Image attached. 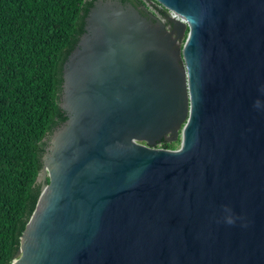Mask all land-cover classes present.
<instances>
[{"label": "water", "instance_id": "obj_1", "mask_svg": "<svg viewBox=\"0 0 264 264\" xmlns=\"http://www.w3.org/2000/svg\"><path fill=\"white\" fill-rule=\"evenodd\" d=\"M151 3L89 10L12 264H264V0Z\"/></svg>", "mask_w": 264, "mask_h": 264}, {"label": "trees", "instance_id": "obj_2", "mask_svg": "<svg viewBox=\"0 0 264 264\" xmlns=\"http://www.w3.org/2000/svg\"><path fill=\"white\" fill-rule=\"evenodd\" d=\"M95 1L0 0V264H12L39 197L42 141L66 120L62 65Z\"/></svg>", "mask_w": 264, "mask_h": 264}, {"label": "flooded vegetation", "instance_id": "obj_3", "mask_svg": "<svg viewBox=\"0 0 264 264\" xmlns=\"http://www.w3.org/2000/svg\"><path fill=\"white\" fill-rule=\"evenodd\" d=\"M122 3L125 5H132L143 17L154 22L162 21L166 23L168 20L169 12L158 6L157 4L151 3V0H124V2ZM150 15L152 16V18L150 17ZM161 143H163V140L156 142L154 148H160Z\"/></svg>", "mask_w": 264, "mask_h": 264}, {"label": "bare ground", "instance_id": "obj_4", "mask_svg": "<svg viewBox=\"0 0 264 264\" xmlns=\"http://www.w3.org/2000/svg\"><path fill=\"white\" fill-rule=\"evenodd\" d=\"M172 16H175L174 14H171ZM176 18H178V17H176Z\"/></svg>", "mask_w": 264, "mask_h": 264}]
</instances>
